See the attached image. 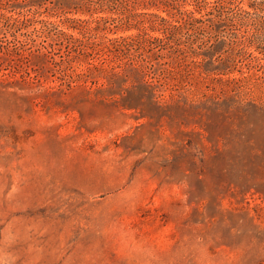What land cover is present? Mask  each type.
<instances>
[{
    "label": "rangeland",
    "instance_id": "rangeland-1",
    "mask_svg": "<svg viewBox=\"0 0 264 264\" xmlns=\"http://www.w3.org/2000/svg\"><path fill=\"white\" fill-rule=\"evenodd\" d=\"M76 15L90 56L0 32V264H264V25L182 29L150 60L147 22Z\"/></svg>",
    "mask_w": 264,
    "mask_h": 264
},
{
    "label": "trees",
    "instance_id": "trees-1",
    "mask_svg": "<svg viewBox=\"0 0 264 264\" xmlns=\"http://www.w3.org/2000/svg\"><path fill=\"white\" fill-rule=\"evenodd\" d=\"M86 13L94 16L92 18L96 23L94 28H98L101 21L110 18L120 19L127 27L137 25L135 22H147L149 28L161 34L153 35L146 32L143 38L144 44L151 50L148 56L151 60L158 55L165 56L162 50L167 40H176V34L182 29L195 32L211 26L212 29L219 30L230 22L249 25L255 30L260 29L264 25V0H0V32L21 30L22 33L33 31L39 34L42 38L41 44L37 49L39 51L34 55L53 63L56 62V56L63 58L62 47L65 48L72 42L80 44L79 48L74 50L75 57L90 56L89 49L82 46L83 39L59 25L63 23L67 27L79 29L82 34L79 25L88 19L76 14ZM43 14L55 16L59 21L42 17ZM136 36L126 34L108 38L111 42L110 47H115L111 50L115 53L124 51L135 44L133 42ZM256 39L259 40V37L253 33L251 37L253 43L257 41ZM54 43L58 44L57 48L53 46ZM218 45L219 43L211 44L205 51L192 46L186 52L192 56H202L203 59L210 58L218 51ZM4 49L0 44V51ZM6 49L3 54L11 51ZM17 55L19 58H27L23 52H18ZM145 67H150V64L147 63ZM136 69L144 72V67Z\"/></svg>",
    "mask_w": 264,
    "mask_h": 264
}]
</instances>
